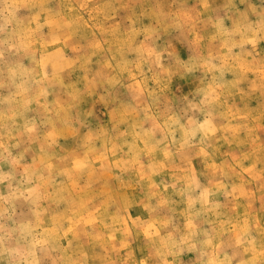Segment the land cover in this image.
Here are the masks:
<instances>
[{
    "label": "clouds",
    "instance_id": "obj_1",
    "mask_svg": "<svg viewBox=\"0 0 264 264\" xmlns=\"http://www.w3.org/2000/svg\"><path fill=\"white\" fill-rule=\"evenodd\" d=\"M0 264H264V0H0Z\"/></svg>",
    "mask_w": 264,
    "mask_h": 264
},
{
    "label": "rangeland",
    "instance_id": "obj_2",
    "mask_svg": "<svg viewBox=\"0 0 264 264\" xmlns=\"http://www.w3.org/2000/svg\"><path fill=\"white\" fill-rule=\"evenodd\" d=\"M246 166H248V165H246ZM259 193H257V195H258Z\"/></svg>",
    "mask_w": 264,
    "mask_h": 264
}]
</instances>
